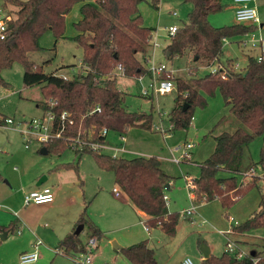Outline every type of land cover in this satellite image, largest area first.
Returning a JSON list of instances; mask_svg holds the SVG:
<instances>
[{
  "label": "trees",
  "instance_id": "obj_1",
  "mask_svg": "<svg viewBox=\"0 0 264 264\" xmlns=\"http://www.w3.org/2000/svg\"><path fill=\"white\" fill-rule=\"evenodd\" d=\"M142 1L11 0L18 9L15 17L7 21L4 38L0 36V83L8 84L2 76L3 70L21 63L25 85H42L45 99L39 101L38 106L43 111L52 109L58 114L66 110L75 120L64 132L65 137L43 144L48 153L61 154L68 148L76 153L77 161L58 164L54 168L74 169L79 173L78 162L82 155L93 154L100 168L114 173L121 191L117 197L131 201L148 214L150 217L146 224L150 228L160 227L166 235L174 237L181 213L168 210L165 190L173 177L164 170L157 156H112L98 150L79 149L71 145L68 139L77 137L80 132L81 137L91 134L92 139L103 142L105 137L100 132L104 128L120 135L127 134L132 127L153 128L152 113L126 108L124 91L118 87L115 73L117 68H122L123 74L128 77H138L148 72L145 64L151 56L148 49L155 28L144 23L139 9ZM184 1L192 3L193 8L189 12L188 22L178 28L165 48L169 58L193 51L198 61L207 62L206 66L221 63L225 39L246 35L257 29V25L241 23L212 25L209 16L225 8L222 0ZM77 3H81V18L73 22L76 32L69 36L66 34V15ZM151 3L157 7V0ZM48 31L53 33L55 40L69 38L77 42L83 49L85 73L72 78L54 72L46 73L44 65L30 58L33 52L44 50L41 42ZM224 66L227 69L226 78L222 77L223 69L189 80L181 76L170 77L167 73L161 77L176 83L175 105L168 119V125L172 124L171 130L188 129L195 108L207 105L201 91L213 95L219 90L229 111L243 124L233 131L214 136V150L201 163L200 174L194 179V193L198 203L220 199L223 207L229 209L251 188L257 187L261 194L259 208L234 226L236 232L245 233L264 226V175L252 176L249 181L239 179L240 174L244 176L256 166L254 162L243 170L244 155L249 144L256 136H262L264 140V58L250 55L244 70H236L232 59ZM185 103L187 108L184 110ZM0 116L2 125L7 116ZM260 155L258 163L264 170V146ZM224 170L231 174L220 176ZM78 222L88 225L90 237H102V230L90 220L87 205L79 215ZM2 228L15 229L13 225ZM58 248L65 252L84 250L81 240L73 233L63 237ZM121 251L132 264H158L155 250L147 240L126 246ZM255 258H259L257 262H254ZM200 264H264V256L258 254L239 259L225 251L220 256L212 254Z\"/></svg>",
  "mask_w": 264,
  "mask_h": 264
},
{
  "label": "rangeland",
  "instance_id": "obj_2",
  "mask_svg": "<svg viewBox=\"0 0 264 264\" xmlns=\"http://www.w3.org/2000/svg\"><path fill=\"white\" fill-rule=\"evenodd\" d=\"M166 1L169 2V5L167 8L163 9V12L160 15L158 11H155V7L151 3L152 0L142 1L139 7L140 13L143 14V18L144 16L146 17V21L144 18L145 25L151 24L157 27L154 34H156L155 40L157 39L160 45L153 50L154 62L159 66L165 65V68L169 71H175L161 73V75H159L160 78L162 79L161 76L167 73L170 77L181 76L189 80L187 77L189 75L201 76L209 73L210 69L206 66L207 62L205 60H200L199 62L196 61L193 51L186 53L184 56H176L173 58L166 56L165 48L170 42L167 27L174 23L182 25L183 23L188 22L189 12L193 8L192 3L185 2L184 0ZM222 1L225 8L210 14L209 20L211 24L214 26H224L237 23L235 18V5L228 0ZM80 5L81 3H77L66 15V34L69 36L76 32L73 28V22L81 17L79 12ZM169 9L175 10L177 16L170 15ZM14 17L15 15L12 16V18ZM41 43L44 50L33 52L30 54V58L36 63L44 65V71L46 73H59L64 71L69 77L78 75L81 71V63H83V49L76 41L69 38L55 40L53 33L48 31L42 38ZM244 47L240 46L237 41L232 42L231 44L227 42L226 47L225 45L223 46L224 54L221 57L222 61L233 59L235 63V61L238 60L239 69L244 70L247 65L246 53L248 52L247 49L250 45L248 44ZM194 65H196L194 68H190ZM145 67L148 68V65L145 64ZM23 72V65L21 63H16L11 68L5 69L2 72V76L8 84L4 85L0 83V112L4 113L0 114L15 119V123L10 124L9 127L0 126V173L2 176V180H0V202L3 203L2 197L8 190H18L21 192V186L24 185L23 189L25 190L28 187H31L28 185L27 180L24 179L25 175L24 171L22 172V168L25 167L26 169V167H28V169L35 168L36 170H43L49 176L47 183L52 184L56 182L60 187L56 201H58L60 197L64 199L67 196L69 206L64 203L65 201L62 203L58 202L57 204H54V206H50V202H46L42 205L34 203L26 205L31 211L34 209V215L46 211L45 217L47 219H44L42 224H44V222L49 223L51 221L64 220L71 212L73 205H77V199L81 203L83 198L86 197L87 200L92 201L89 204L91 221L92 219L95 221L100 220L103 228L108 233L107 236H113L114 234L119 236L125 235L127 230H122L120 227L121 225L113 221V216L111 212H109L111 209L110 201L115 197L113 188L114 186H117L114 182V173L100 168L93 154L85 153L82 155L78 162V174L73 170H63L60 171V174L59 172L56 174L54 172V167H56L57 163L62 164L74 160L76 153L72 148H68L61 154H42L40 153L41 144L37 141L31 142L29 148L25 147L26 142L24 140V135L19 131V129L24 126L22 121L28 120L41 112L42 108L38 106V102L42 98L44 100L45 97L42 92L41 84L33 85L31 87L25 85L23 81ZM117 79L118 87L124 91L125 106L128 110L153 114V128L151 130L142 127H132L130 128V131H128L129 134L133 136L134 140L137 141V144H135V151L139 150L155 154L158 153L169 156L171 159L173 157L171 150L185 143L187 139H191L197 143L196 148L192 151L193 157L194 152L199 148L200 152L205 155L209 153L212 148L210 138L205 139V142L202 141V137L205 134H208L211 130H216L218 132L223 130V128L231 130L229 129L230 127H225V123L218 127L216 122L219 119L224 118L223 116L225 115H229L236 119L241 126L243 125L229 111V106L225 104L219 90L213 95L201 91L207 100V105L205 107L197 106L195 108L193 120L188 129L172 130L171 136L164 139L163 132L156 130L154 127L159 125L161 120L164 126L167 127L170 111L175 105L174 98L177 95L176 83L175 89L172 92L165 94L158 93L157 95L155 94L152 96L145 95L144 93L145 89H149V91L152 90L153 79L150 75H144L140 80L137 77L124 76L119 72ZM159 111L162 112L161 115L159 114ZM169 133L170 132H168V134ZM119 136L120 135L110 131L106 137V141L121 146L124 142ZM250 144V152L255 154L254 161L256 163L255 167L257 174L252 169L251 173L253 175H249L244 181H249L252 176H260L259 174H262L264 171L258 163L261 157V148L264 146L263 137L256 136ZM105 151L108 153L107 150ZM120 155L124 157L135 156L133 153L124 152H121ZM196 158L201 160L200 157L198 158L196 156ZM14 167H17V170L14 169ZM180 167L181 168L177 166V173L179 175L174 180L172 190L169 192L166 190V192L171 200L170 208L183 215L182 211L190 206V200L186 188L187 184L183 179V174L189 173L194 177L197 176L200 165L198 162H183ZM230 174V172L225 170L220 172V176L222 177L229 176ZM243 177V174L239 175L240 181ZM260 177H263V175ZM7 180L9 183L6 182ZM29 190L30 189H28V191ZM257 191H260L257 187L251 188L245 195L241 196L234 205L247 199L251 193H257ZM115 198L119 199L117 197ZM216 200L217 199L209 202L211 205L208 206V209L210 214H215L216 217L219 218L220 209L223 205L221 202V204H219ZM6 205L15 210V207L11 204L6 203ZM232 215L234 214L232 213ZM14 218L15 217L10 209L5 206L0 209V219L5 222V224L14 220ZM194 218L197 219L196 217ZM222 220L223 222H227L228 218L226 213H224ZM79 225L80 224L77 225L76 229ZM220 228L221 227L219 226L214 227L210 223L205 224L204 226L192 225L189 218L182 216L174 240H168L169 244L160 243L162 237L165 236L160 230H157L151 235L150 243L157 254L159 264H182L181 262L185 256L191 257L196 264H200L198 257L194 253L199 254L200 249L204 245L207 246L208 243L213 245L214 255L220 256L225 252L224 250L227 247V237L220 232ZM134 229L140 231V227ZM258 229L264 233V226ZM88 233L89 228L86 224L84 231H82V236L87 237L86 243L90 237H88ZM26 237L27 235L25 233L20 235L17 230L14 232L10 231L9 236L3 240V244L0 246V262L3 264H21L17 251L22 243L26 241ZM100 243L101 241L99 240L97 244ZM96 248L93 250L94 252H96ZM56 255L57 258L53 261V264H73L67 255ZM51 259L52 257L47 254V251L43 249V245H41V247H39V259L35 264H49Z\"/></svg>",
  "mask_w": 264,
  "mask_h": 264
},
{
  "label": "crops",
  "instance_id": "obj_3",
  "mask_svg": "<svg viewBox=\"0 0 264 264\" xmlns=\"http://www.w3.org/2000/svg\"><path fill=\"white\" fill-rule=\"evenodd\" d=\"M90 1H93V0H90ZM0 3L2 5L3 10L6 13H8L11 17L13 15H16L15 12L17 11L18 6L15 5L13 2H11V0H0ZM168 3L169 2L166 0H157V7L154 8L155 11H158V13L160 15L163 12V9L168 7V5H169ZM253 5L258 10L259 16L261 18V23L260 24H257V23H241V24L257 25V29L255 31H252V32L246 34V35H239V36H234L232 38H227V39H225V42H224L225 47H226L227 42L231 44L232 42L237 41V42H239V45L242 47L249 44L250 47L247 49L248 52L246 53L247 61H248V57L250 55L259 56L260 54H264V0H255V2H253ZM174 11L175 10L169 9L170 15L177 16V15L173 14ZM144 18L146 21L145 16H144ZM146 24H147V22H146ZM174 24H177V23H174ZM147 26L153 27L155 29L157 28L155 25H151V24H147ZM180 26H181V24H180ZM259 31H260V34H259ZM156 33H157V31H156ZM260 38H262L263 40L261 41ZM245 42H246V44H245ZM244 48H247V47H244ZM148 50H149L150 54H153V50H154L153 47L149 46ZM223 54H224V49H223ZM138 55H140V54H138ZM195 60L198 61L196 56H195ZM228 60L222 61V58H221L222 65H225ZM221 63L216 62L214 64H221ZM233 64H234L236 70H240L238 67V60L235 61V63L233 61ZM195 66L196 65H194L193 67H190V68H194ZM80 68H81V71L78 74L86 72V67L82 63H81ZM117 69H118V71H117ZM117 69L115 70L116 75H118L119 72H121V74L124 75L122 72V69H119V68H117ZM147 70H148V68H147ZM173 72H175V71H173ZM54 73H56L62 77H65V78L74 77V76L69 77V75L66 74V72H64V71L59 72V73L58 72H54ZM144 75H150L153 79L152 83H154V76L152 75V73L150 71L141 75V76H138L137 78H139L141 80L142 76H144ZM194 76L195 75H189L187 77L190 79ZM144 93H145V95H152V96H154L155 94L156 95L158 94V93L154 92L153 88L151 91H149V89L148 90L145 89ZM39 101H43V98L40 99ZM43 112L44 111L41 109V112L39 114H37L36 116H33L32 118L41 116L43 114ZM0 113H2V112H0ZM2 114H4V113H2ZM159 114L161 115L162 112L159 111ZM223 117L224 118L221 120V122H219L218 127H220L223 123H225V127H230L229 129H231V130H226V128H223V130L218 131V132L216 130L213 132L209 131L208 134H205L202 137V141H204L207 138H210V141L212 142V148H211L210 152L203 155L200 152V148H199L197 151L194 152V157L192 158V160L183 161V162H187V163H197L198 162L200 165L199 173L201 170V163L214 150V147L216 144L214 136L219 134V133H222L224 131H233L237 127L240 126V123L238 121H236V119L230 117L229 115H225ZM218 121L216 123H218ZM0 126L9 127L7 125H0ZM156 126L154 127L155 129H156ZM165 129L167 131L165 134L163 133V137H164V139H167L171 136L172 130L168 129V126ZM109 132H108V134H109ZM168 132H170V133L168 134ZM113 133H115V132H113ZM118 135H120V134H118ZM119 137L124 142V144H122L121 146H118L112 142H107L106 138H105V143H107V145L109 146V148L105 149L108 151V153L105 150L102 152H104L106 154H110L113 156L115 151H116L115 150L116 148H124V149H126V151H124V153H133L135 156H145V157L157 156L160 159L162 167L164 168V170L173 177L171 179V181L167 184V187H166L167 192L171 191L173 188L174 180L179 175L177 173V166L179 168H181L180 166L183 162L177 163V162L173 161L172 158L170 159L169 156L158 154V153L155 154V153L146 152V151L144 152V151H139V150L135 151L134 149L136 146L135 144H137V141L134 140L133 136H131L129 134V132L127 134L120 135ZM33 141H36V140H33ZM37 142H39V141H37ZM187 142L195 143L194 148H196L197 143L194 140L187 139L185 143H187ZM39 143L41 144V148H42L44 146L43 145L44 143H41V142H39ZM250 145L246 149V153L244 155L243 170H246L247 168H249V166L251 164H253L255 162L254 161L255 154L250 152ZM29 147H30V144L26 148H29ZM41 148H40V153H42ZM194 148H193V150H194ZM173 149L171 150L172 153H173ZM42 154H44V153H42ZM120 154H121V152H119L117 154V156H121ZM196 156L198 158L200 157L201 160L197 159ZM129 158H131V157H129ZM75 160H76V155H75L73 161H75ZM56 165H58V163ZM78 168H79V163H78ZM14 169L17 170V167H14ZM63 170L75 171L74 169H65V168H61V169L56 168L55 169L54 168V172L56 174H58V172L60 174V171H63ZM253 170L257 174L256 167H254ZM23 171H24V175H25L24 179L27 180L28 185L31 187L30 188L28 187L25 190V189H23V187H24V185H23V186H21V188H22L20 190L21 192H19L18 190H16V191L15 190H8L6 192V194L2 197L3 203L0 202V204H1L0 209H2L3 206H5L6 208L10 209V211L12 212V214L15 217L14 220H11L7 224H5V222H3L0 219V236H2L0 246H2L3 240L9 236L10 231L14 232L17 230L18 234L23 235L25 233L27 235L26 241L24 243H22V245L18 248V251H17V254L19 255L18 257H20V254L23 253L24 251L32 250L34 248L37 240L40 239V240H42V243L39 245V247H41V245H43V249H45L47 251V254L52 257L51 262L49 264H53V261L57 258L56 254L61 255V253L58 252L59 241L63 237H65L66 235L72 234V233L76 234L79 237V239L81 240V244L84 246V250L78 249L76 251L67 252V253L68 254H74L78 251L88 250L89 246L86 245L87 244L86 243L87 237L82 236V231H84L85 225L82 224L83 227L80 229L79 233H76V231L78 229V228L76 229V227L79 224L78 217L86 205L88 206V215L91 218V215L89 214V206H90L89 204L92 201H89L86 199V197H84L83 201L80 203V201L77 199V205L76 206L73 205L71 212L69 213V215L64 220L61 219L58 221H51V222H49L50 224L48 222H44V224H42L44 219H47L45 217L46 211H44L41 214L34 215V213H33L34 209H33V211H31V209H28V207H26V205H29L31 203L26 204L24 202V196L29 191H32L34 189H38V188H42V187H53L56 189V194H55L54 199L52 201H50V206H54V204H57L58 202L62 203L63 201H65L64 203L67 206H69L68 205V198H67V196L64 199H62L60 197V199L58 201H56V197L59 194V191H60L59 188L60 187H59V185L56 184V182H54L52 184H48L47 181L49 179V176L43 170H36L35 168L34 169L29 168L28 169V167H26V169H25V167H24V168H22V172ZM199 173L195 177L190 175L189 173L183 174V177H184L183 179L185 180V183L187 184V182L189 181L190 178L195 179L196 177H198ZM43 175H45V176H43ZM259 175L260 176L264 175V171L262 172V174H259ZM243 179H246V178L243 177ZM6 182L9 183L8 180ZM114 182H115V184H117L116 180ZM263 185H264V183H263ZM115 188L120 189V187L117 184V186H114V188H113L114 196L117 197V194L114 191ZM186 188H187L188 197L190 200V206L185 210H188V209L192 208L193 206H195V209L192 210V212L190 214L181 215V217L183 216V217L189 218L190 223L192 225L204 226L205 224L210 223L214 227L219 226V227H221L220 232L223 233L224 235H226V237H227V243L229 241L235 242L238 250L243 251L246 254V256L254 257L258 254H260L261 256H264V233H262V231L260 229L252 230L250 232H245V233H238L234 230V226L245 221L248 217H250L259 208L260 198H261L260 197L261 196L260 191H257V193H251V195H249V197H247V199H244L243 201L239 202L238 204L234 205L233 207H231L227 210L224 209L223 207H221L220 217L217 218L215 214L209 213L208 206L211 205V204H209V202L203 201V202L198 204V202L196 201L195 193L190 192L188 185L186 186ZM28 189H30V190L28 191ZM166 190H165V195H166V201H167L169 212H178V211H173L170 208L171 207V200H170V197H168ZM115 197H113L110 201L111 209L109 210V212H111V214L113 216V221L119 223L121 225L120 227L122 228V230L123 229L127 230V233H125V235H120V236L117 234H114L113 236H107L108 233L103 228L100 220L95 221L92 219V221L103 232L102 237L97 239V243L99 240L101 241V243L96 245L97 248H96V252H94V254H93L92 264H132L128 260V258L123 254L121 249L126 247V246L137 243L139 241H142V240H147L149 243V246L152 247L151 243H150V240H151L150 237L157 230H160V232L165 236V237H162V239L160 240V243L169 244L168 240H174L176 238V236L170 237V236L166 235L161 229H159L160 227L150 228L146 224V220L150 217L148 214H146L144 211H142L138 207H136L131 201H123L119 197H117L119 199H116ZM216 201L219 204H221L220 199H217ZM6 203H9L12 206H14L15 210L11 209L8 205H6ZM44 203H46V202L34 203V204L42 205ZM224 213H226V216L228 218L227 222H223V220H222ZM232 213L234 215H232ZM92 216H93V214H92ZM194 217H196L197 219H195ZM179 223H180V221H179ZM7 225H13L15 227V229L14 230H11V229L4 230L2 227L7 226ZM141 226H142V228H141ZM136 227L137 228L140 227V231L138 229H134ZM178 227H179V224L177 226V231H178ZM222 229H225V230H222ZM89 236H90V234L88 233V237ZM89 238H91V237H89ZM204 250L208 251L210 256L212 254H215L214 253V247L212 244L208 243L207 246L204 245L200 249L199 254L194 253L198 257L200 262L203 259H205ZM224 251H226V249ZM155 254H156V252H155ZM62 255H65V254H62ZM67 257H69V256L67 255ZM156 258L158 261L157 254H156ZM258 259L259 258H255V260H257V261H258ZM0 264H3V263L0 262Z\"/></svg>",
  "mask_w": 264,
  "mask_h": 264
},
{
  "label": "built area",
  "instance_id": "obj_4",
  "mask_svg": "<svg viewBox=\"0 0 264 264\" xmlns=\"http://www.w3.org/2000/svg\"><path fill=\"white\" fill-rule=\"evenodd\" d=\"M231 3L235 5V18L238 23H261V18L259 16L257 8L253 5V2L255 0H228ZM174 15H177V12H173ZM12 17L6 13L2 5L0 3V36L1 38H4L5 31L7 29V21L11 19ZM180 25L172 24L167 27V32L169 34V37L173 36ZM156 34H153V37L150 41L151 47L154 49L156 47H159V43L157 39L155 40ZM262 41L263 39L260 38ZM247 42V41H246ZM245 42V44H246ZM264 54L259 55V59H263ZM148 70L152 73L154 76V83L152 85V88L155 93H169L172 92L175 89V83L172 79H161L159 75L164 72H173L167 70L165 65H156V62H154L153 54L148 58L147 61ZM210 70V72H217L219 69H223L222 77H227L226 67L222 64H213L210 66H207ZM122 69V68H119ZM159 76V77H158ZM97 110H100L99 107H97ZM1 118V116H0ZM24 126L23 128H20L19 131L24 135L25 140V146L28 147L30 142L33 140L39 141L41 143L48 142L51 139L55 138H63L64 132L67 131L68 127L70 125H73L75 123L74 118L71 116V113L64 110L61 113H56L52 109H48L43 112L41 116L30 118L28 120L22 121ZM15 119L13 117H6L5 123L2 125L10 126V124H14ZM166 127L162 123V120L159 125L156 126L157 130H160L164 134L166 133ZM172 128V124L168 125V129ZM107 128H104L100 135L105 137L108 135ZM81 133L79 132L77 137H68L71 145L77 146L79 149H92V150H98V151H104L106 148H109L107 143H105V140L99 141L94 140L91 137V134L88 136L84 135L85 137H81ZM195 147V143L187 142L183 143L182 145H179L173 149V161L180 163L183 161L192 160L193 158V148ZM115 153L113 156H117L119 152H124L126 149L124 148H116ZM252 170L247 172L244 175L245 177H249V175H253ZM244 181V179H242ZM187 185L190 189V192H194L195 188V182L193 178H190L187 182ZM114 191L116 194H120V189L115 188ZM56 194V189L53 187H42L38 189H34L30 192H28L24 196V202L26 204L29 203H43V202H50L54 199ZM1 206V204H0ZM195 209V206L188 210H183L182 214H190L192 210ZM42 243V240L38 239L34 248L29 251H24L20 254V263L21 264H34L39 259V245ZM87 246H89V249L86 251H78L74 254H68L63 249H59L58 252L61 254L68 255L70 259L72 260L73 264H92L93 262V254L94 249L97 245V239L95 237H91L87 241ZM226 252L234 254L237 258L241 259L246 256V254L243 251L238 250L237 245L233 241H229L227 243ZM254 262H257V260H254ZM182 264H196V262L189 256H186L182 262Z\"/></svg>",
  "mask_w": 264,
  "mask_h": 264
},
{
  "label": "water",
  "instance_id": "obj_5",
  "mask_svg": "<svg viewBox=\"0 0 264 264\" xmlns=\"http://www.w3.org/2000/svg\"><path fill=\"white\" fill-rule=\"evenodd\" d=\"M187 108V104L185 103V105H184V110ZM41 152L42 153H44V154H47L48 153V150H47V148L45 147V146H43L42 148H41ZM44 178V177H43ZM42 178V179H43ZM41 179V180H42ZM83 227V225L81 224L79 227H78V229H77V231H76V233H79V231H80V229ZM0 238H2V236H0ZM204 255H205V258H208L209 256H210V254H209V252L208 251H205L204 250Z\"/></svg>",
  "mask_w": 264,
  "mask_h": 264
}]
</instances>
